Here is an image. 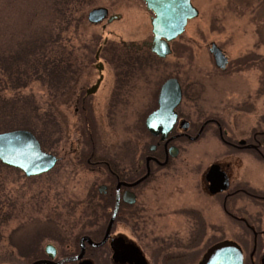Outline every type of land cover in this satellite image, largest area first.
I'll use <instances>...</instances> for the list:
<instances>
[{
	"label": "flooded vegetation",
	"instance_id": "1",
	"mask_svg": "<svg viewBox=\"0 0 264 264\" xmlns=\"http://www.w3.org/2000/svg\"><path fill=\"white\" fill-rule=\"evenodd\" d=\"M96 3L97 1L93 2V7H99ZM147 12L151 19V13ZM115 14L117 13H109L103 22L90 26L100 27L102 31H106L111 24L121 19V15L117 14L119 18L108 23L109 16ZM107 31L106 34L103 32L104 36L101 41L97 36L98 40L92 47L82 41L79 43L78 51L81 50L82 57L77 58L79 60L76 63L77 75L84 74L86 71L84 77L86 81L72 91V99L64 101L72 106L77 124L73 127L69 126V129L68 127L61 129L60 124L63 125L61 116L55 117L54 115L55 119H53V115L48 113L49 148H53L52 136L55 135L56 142L64 141L72 152H77V166L83 187L80 193L81 202L75 218L79 221L72 223L77 224L76 229L82 233L78 240V250L70 249L66 242L67 220L69 224L75 219L68 218L66 170L61 169L63 167L61 158L53 150L47 152L55 156L54 166L35 176H27L21 170L6 166L0 161V239L3 240L4 232L12 224L16 225L14 228L17 232L21 229L20 225L36 224L33 220L39 223H50L53 226L38 231V238L31 242L32 244L26 251L20 250L17 253H20L24 261L27 256L37 253L34 251L39 247L40 257L29 263H22L30 264L39 260H51L44 250L46 245L51 244L56 249L55 258L52 260L57 263L80 254L79 241L82 237L88 236L95 243L100 242L117 207L106 243L91 249L85 244L83 257L80 260L63 264H199L204 253L196 262V253L192 252L191 247L199 238L204 239L203 237L206 236L209 239L210 230L213 234L217 228L211 221L204 220L194 209L196 205L204 204V199L209 198L211 201L213 199L212 202L220 209L222 218L233 219L245 226L247 234L252 239L251 253H256V245L259 242L261 245L263 241H257L260 239V234L264 237L263 229H259L258 232L249 218L237 216L231 206L238 205L236 212L241 210L242 205L239 201L245 198L250 201L248 205L250 203L258 207L264 204V201L259 202L260 199L264 200V193L257 194L248 191L245 189L246 186H241L245 185L242 181L234 184L228 173L231 164L223 166L218 162L230 158L229 161L234 163L235 160L232 159L239 157L243 152H248L264 161V151L261 149L260 140L264 130L254 131L250 137H243L242 134H235L232 129L230 130L231 125L226 126L218 118L201 113L197 107L187 109L182 106L188 95L187 90L181 85V78L176 74L179 71V64L176 60L171 63L168 61L175 56L177 47L174 48V44L180 37L169 43V54L159 57L152 51V30L150 40L141 42L127 41L113 29ZM210 44L211 42L207 43L206 50L215 75L228 73L231 66L232 69L237 68V65L240 66L242 58L234 64L233 59L231 60L225 53L227 64L223 69L218 68L210 52ZM146 69L156 70L160 72L159 75L164 76L153 80L144 72ZM170 79L178 81L181 88V101L172 110L170 116L156 117L154 123L156 134H153L148 129L147 120L150 115L159 110L161 87ZM196 98L193 93L188 97V101L195 103ZM48 105L50 106V100ZM131 114L136 115L134 122L130 121ZM172 115L174 119L170 122ZM56 125L59 126L58 129ZM72 130L76 133V137L69 143ZM116 131L122 136L120 145L116 148L100 149L99 142L104 141L106 137L109 138L113 132L116 134ZM207 136L213 138L214 143L217 142L219 146L226 149L224 154L216 155L215 162L209 165L204 174L199 175L198 185L193 184L188 190L191 194L188 200L190 207L181 208L187 209L186 214H179L180 206L174 209V213H177L185 224L186 238L183 237L181 240L182 233L170 235L167 231L152 237V234L146 233L149 222L148 209L150 208L148 193L152 192V187L153 189L159 188L157 183L163 181L165 177L163 172L170 171L178 159L183 156L190 158L194 155L190 149L202 153V149H197L195 146L203 143ZM115 138L112 140L113 143ZM74 143L75 146L72 148ZM214 165L225 174L228 185L225 190L213 193L210 190L207 175ZM5 171L11 172L14 178H5ZM191 175L187 176V181L193 183L194 178H191ZM170 178L169 175L168 179ZM35 187L38 188L37 192L33 189ZM43 187L48 188L49 191L44 193ZM165 187V193H170L171 187ZM30 199L38 202L39 206L36 207L41 213L39 217H27L28 211H25L24 204ZM19 201H24L21 207L18 206ZM42 203L47 206L49 214L43 212L44 206L40 205ZM95 211L96 213L92 214ZM251 212L247 213L251 214ZM254 214L256 212H252L253 216ZM259 220L257 218V221ZM99 225H105V227L98 228ZM119 226L127 231L130 238L131 236L135 238L136 244L135 242L129 244L126 249L125 245L120 243L122 239L116 238L120 234H115ZM52 227H54L53 230ZM191 234H194L193 238ZM220 241H215L213 244ZM16 257L18 258L19 255ZM16 257L3 256L0 264H11ZM253 260L252 257L245 263L243 258V264H255Z\"/></svg>",
	"mask_w": 264,
	"mask_h": 264
},
{
	"label": "rangeland",
	"instance_id": "2",
	"mask_svg": "<svg viewBox=\"0 0 264 264\" xmlns=\"http://www.w3.org/2000/svg\"><path fill=\"white\" fill-rule=\"evenodd\" d=\"M8 1L10 2L7 5ZM52 1L54 0H0V50L4 52L3 50L11 45L16 47V41H18L22 33L26 35V38H35L34 30L39 28L38 25L43 24L46 17L45 13L40 12L41 8L45 6L48 9L49 7L46 5L50 6ZM89 2L91 3L90 0H86V2L82 4V9L87 7ZM192 3L193 6L198 9L199 16L188 23L185 32L174 44V48L177 47L175 49V56H172L168 60L169 63L175 60L178 62L179 71L176 72V74L181 78V85L187 90L188 97H190L191 94L193 95V93L197 97L195 103L189 102L187 97L182 106L187 109L193 106L194 108L197 107L201 113L218 118L226 124V126L231 125L229 129H232L235 134H242L243 137H250L251 133L254 131H263L264 61L263 64H258V62H256L255 65H252V62L249 61V64H247L249 66L237 65V68L234 69H232L231 66L228 73L215 75L210 56L206 50V45L209 42H215L229 55L231 60L233 59L232 63L234 64L235 61L245 57L260 56L264 59V0H192ZM96 5L106 7L111 14L117 13L121 15V19L111 24L107 30H115L118 35L122 36L127 41L133 40L141 42L150 40V14L147 12L141 0H97ZM88 8L86 12L89 11ZM82 9L80 8V11H82ZM30 23H32L31 26H29ZM56 29L55 27L48 28L45 37H48L51 30L54 32ZM106 31H102L100 27L83 25L75 36L68 32H62L63 34L60 35V38L68 39L70 37L73 42L72 45L76 47L74 51L75 58H81V50L78 51L79 43L82 41L92 47L98 40L97 36H99L101 41ZM75 62H79V60L75 59ZM83 68H85V66H83ZM144 72L153 80L164 76L159 75L160 72L158 73L156 70L150 71V69H146ZM86 73L85 71L84 74H76V77L72 78V80L75 81L74 86L76 88L85 83L86 78L84 77ZM67 77L70 76L66 75L63 81L64 83L67 82ZM260 90L261 93L258 94ZM1 92H3V98L8 100L12 99L15 94V91L11 92L7 89H1L0 94ZM46 94H49V91L44 90V88L37 84H32L19 92L20 98L24 97L26 100L33 99L34 102L39 104V107H41L43 111L48 110ZM30 96L32 98H30ZM20 104L22 105L21 99H19V106ZM68 106L69 105L63 102L58 109V115L61 116V121L63 123V125L60 124L61 129L62 127L63 129L65 127L69 129V126L73 127L74 124H77L74 119L75 114L73 113V108L72 106L68 108ZM12 114L13 113L6 114L4 117L8 119ZM13 115L18 121L21 117H24L22 114L17 113ZM31 116L32 118L29 120L33 124L37 123L33 118V114H31ZM132 116L134 117L133 119ZM134 119H136V115L131 114L130 121L134 122ZM74 131L70 132L71 138L69 143L76 137ZM114 138L115 142L113 143L112 140ZM55 139L56 136L53 135V148L51 147V149L49 148V138L45 139L44 148H46L47 151H55L54 153L61 158V163L63 165L61 169L66 170L67 211H71V213L75 211L74 213L76 214L81 202L80 193L83 187L80 182L81 175L79 174V168L77 166V152H72L71 148L67 147L64 141L56 142ZM121 139L122 136L119 132L116 131V134L113 132V135L109 136V138L106 137L104 141L99 142V148H116L120 145L119 142ZM105 143H110L111 145H106ZM74 146L75 143L72 145V148ZM195 147L197 149L201 148L202 153L197 152L195 149H190L192 151L191 153H194V155L190 158L183 156L178 159L170 171L163 172L165 177L163 181L157 183L159 188L153 189L152 187V192L148 193L150 208L148 209L149 222L146 233L152 234V237H155V234L160 235L165 231L170 235L182 233L181 240L183 237L186 238L187 236V231H184L185 224L181 217H178L177 213H174V209H177L176 207L179 206L180 209L186 206L190 207L188 200L191 194L188 190L191 189L193 184L194 186L198 185L199 175L201 173L204 174L209 165L215 162L214 158L216 155L224 154L226 149L225 147L219 146L217 142L214 143V139L209 136L206 137L203 143ZM229 160L231 159L227 158L225 161L222 160L218 163L223 166L224 164H231L228 173H230V177L233 179L234 184L242 181L245 185L241 186H246L245 189L248 191L257 194L264 193V161L256 156L250 155L248 152H243L239 157L233 158L232 160H235L234 163ZM172 170L174 171L172 172ZM190 174H192L191 178H194L193 183L187 181V176ZM169 175L171 176L170 179H168ZM4 177H9V179L14 178L11 172L8 171H5ZM21 185H23V183H21ZM165 186L171 187L170 193H165ZM33 189L36 192L38 191L37 187ZM43 191L47 193L49 190L43 187ZM25 193H27V191H25ZM208 200L204 199L206 204L196 205L194 211H198L200 216L207 222L211 221L212 224L216 226L217 230H215L213 234L210 230L209 239L206 236L203 237L204 239L199 238L191 247L192 252L197 254H195L196 262L211 244L215 241L224 240L233 241L242 248L246 261L245 263L253 257L255 264H263L264 237L260 236L263 234L259 235V240L257 239V241H263L261 245L260 242L256 245V253H251L252 239L247 234L245 226H242L240 222L234 221L233 219L222 218L220 209L212 202L213 199L211 201L208 198ZM260 201L264 200L260 199L259 202ZM23 202L24 201H19L18 206L21 207ZM239 202L240 205H242L240 206L241 210L236 212L238 205L231 206L235 214L237 216L249 218L252 222V226H254L255 229L257 228V231L259 229H263L264 231V204L258 207L250 203L248 205L250 201H247L245 198ZM40 205L44 206L43 212L49 214V210L45 203ZM24 206L26 207L25 211H28V218L40 216L41 213L38 212L36 207L39 206L38 202H33V200L30 199ZM186 211L187 209H181L179 214H186ZM248 211L256 212V214L253 216L252 212L250 214L247 213ZM257 218L260 220L257 221ZM33 221L36 224L30 226L20 225L21 229L20 231L17 230V232L14 228L16 226L15 224L7 228V231L4 232L5 236L3 240L0 239V259H2L3 256L16 257L18 251H26L32 244L31 242L38 238V231H42L48 226H53L50 225V223ZM74 221H79V219L72 220L69 224ZM69 224L67 220L68 227ZM40 227L42 228L39 230ZM53 228L54 227H52V230ZM76 228L77 227H75V229ZM115 234H120L116 236V238L122 239L120 243L125 245L126 249L129 244H134V242L136 244L135 238L133 236L130 238L127 231L121 226L117 228ZM150 237L148 238L151 239ZM191 237L193 238L194 234H191ZM252 254L255 255L252 256ZM14 259L15 261L11 264L24 263L20 255L18 258L16 257Z\"/></svg>",
	"mask_w": 264,
	"mask_h": 264
},
{
	"label": "trees",
	"instance_id": "3",
	"mask_svg": "<svg viewBox=\"0 0 264 264\" xmlns=\"http://www.w3.org/2000/svg\"><path fill=\"white\" fill-rule=\"evenodd\" d=\"M9 2H7V5ZM84 2L86 0L52 1L50 6L46 5L49 7L48 9L45 6L41 8L40 12L45 13L46 17L43 24L38 25L39 28L34 30L35 38H26V35L22 33L18 41H16V47L14 45L9 46L3 50L5 53L0 50V90L15 91L14 99H4L3 92L0 94V132L26 129L34 133L41 146L45 147L44 140L48 138V113L50 112L53 115V119H55L58 116V109L61 104L65 100L72 99V91L76 89L74 86L75 81L72 80L73 77H76L78 70L77 62H75L77 57L75 58L74 54L76 47L72 45L73 42L70 37L61 39L60 35L64 32L73 34V36L78 34L84 23V10L82 9ZM78 6L82 11H80ZM50 27L57 29L54 32L51 30L48 37H45L46 30ZM241 60L239 65L242 66H249L247 65L249 61L252 62V65H255L256 62L263 64L264 61L260 56L245 57ZM66 75L70 77H67V82L64 83ZM32 84L40 85L44 90L49 91V94H46V100H50L48 110L43 111L33 99L20 98L19 92ZM259 93H261V90L258 91ZM30 98L32 97L30 96ZM19 99H21L22 103L20 106ZM9 113L22 114L24 117H21L18 121L12 114L10 118L6 119L7 117L4 116ZM31 114H33V118L38 124H33L29 120L32 118ZM56 127L57 129L59 128L58 125ZM260 140L261 149L264 151V132ZM74 212H68V218L75 219L76 214ZM94 213L96 211L92 214ZM76 225L74 223L69 224L66 238L67 245L74 250H78V240L82 234L75 229ZM104 227L105 225L98 226V228L102 229ZM38 250L39 247L34 251L37 253L25 258L24 263H29L40 257L41 252ZM17 255H20V253Z\"/></svg>",
	"mask_w": 264,
	"mask_h": 264
},
{
	"label": "water",
	"instance_id": "4",
	"mask_svg": "<svg viewBox=\"0 0 264 264\" xmlns=\"http://www.w3.org/2000/svg\"><path fill=\"white\" fill-rule=\"evenodd\" d=\"M148 11H151V26L153 34L152 51L159 57H165L170 53L169 43L181 35L188 21L199 16V11L193 6L191 0H143ZM106 8H94L89 11L87 20L92 24H98L107 18ZM118 15L110 16L107 20L111 23L117 19ZM210 52L215 65L223 69L227 64V57L222 50L211 43ZM181 101V88L177 80H167L161 87L159 94V110L150 115L147 120L148 129L153 133L156 130L155 119L157 116L166 117L171 115L172 110ZM173 118L170 122H173ZM0 161L8 166L20 169L27 176H35L50 170L56 158L42 151L36 137L27 130H14L0 133ZM207 180L210 183V190L214 192L227 188L228 182L225 174L217 166H212L208 171ZM115 208L111 220L109 221L103 239L95 243L89 237L80 240V254L75 257L65 258L57 263L53 262L56 249L53 245L45 246V253L51 260H39L31 264H63L66 262L78 261L83 257L85 244L92 247L103 246L108 240L113 224ZM262 263L264 264V258ZM199 264H243L240 247L232 241H223L210 247L204 254Z\"/></svg>",
	"mask_w": 264,
	"mask_h": 264
}]
</instances>
